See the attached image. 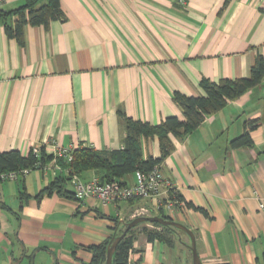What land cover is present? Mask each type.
<instances>
[{
  "label": "crops",
  "instance_id": "1",
  "mask_svg": "<svg viewBox=\"0 0 264 264\" xmlns=\"http://www.w3.org/2000/svg\"><path fill=\"white\" fill-rule=\"evenodd\" d=\"M25 1L0 0V8ZM61 10L64 20L48 29L26 26L23 44L0 23L1 153L27 158L51 142L120 150L126 132L118 112L153 126L182 120L174 92L201 96L202 79L247 78L264 57V0H61ZM251 121V147L232 148ZM171 141L159 164L181 197L171 211L159 208L161 198L79 200L65 171L0 182V264H89L90 246L124 223L162 215L193 232L202 264H264V80ZM142 153L160 156L156 136L142 141ZM78 176L99 178L93 170ZM59 178H69L63 189L74 198H36ZM116 181L133 185L135 172ZM151 227L135 228L129 264H192L186 234L175 232L169 247L146 240L143 228Z\"/></svg>",
  "mask_w": 264,
  "mask_h": 264
},
{
  "label": "trees",
  "instance_id": "2",
  "mask_svg": "<svg viewBox=\"0 0 264 264\" xmlns=\"http://www.w3.org/2000/svg\"><path fill=\"white\" fill-rule=\"evenodd\" d=\"M41 0H26L25 3L13 10L0 8V23L9 38L15 39L19 44L24 43V28L26 26L43 27L48 29L53 21L64 20L61 10V0H46L39 5ZM264 80V57L258 55L250 69L249 77L239 79H221L213 82L208 79L200 81L203 95L198 97L186 96L180 92H174L173 99L182 111L183 119L171 116L160 124L153 126L145 122L135 121L118 112L124 120L126 137L122 149L110 152L95 151L89 146L80 145L73 151V158L69 163L63 161L60 164L72 174H81L85 171L98 172L101 182L120 180L123 176L136 171L148 172L155 165H159L170 154L174 146L171 137L182 138L190 134L202 124L206 117L220 111L229 101H233L249 90L257 87ZM246 128L242 135L231 141L232 148L251 147L250 131L254 128V122H246ZM156 136L160 146V156L143 158L142 141ZM46 158L42 157V160ZM32 153L27 158L21 156L18 151L0 152V173L24 168H30L35 163ZM69 178H59L42 190L36 198L43 195H51L57 192L59 195L74 198L72 193L63 189L64 183ZM123 184L122 182H119ZM172 193V192H171ZM176 194V198L181 197ZM134 200V199H133ZM201 212L204 210L199 209ZM162 217H165L162 215ZM151 229L143 228L146 240L153 242L158 240L171 247L172 235L182 232L170 227H163L152 223ZM137 226L128 230L125 237L117 245L112 257V264H129V253L132 250ZM126 229V224L110 239L97 246H90L92 259L89 264H104L107 247L113 242L114 237L120 236ZM184 233V232H182ZM185 234V233H184Z\"/></svg>",
  "mask_w": 264,
  "mask_h": 264
},
{
  "label": "built area",
  "instance_id": "3",
  "mask_svg": "<svg viewBox=\"0 0 264 264\" xmlns=\"http://www.w3.org/2000/svg\"><path fill=\"white\" fill-rule=\"evenodd\" d=\"M74 150L75 148H64L55 142L44 146H35L32 148V154L36 159L33 166L2 172L0 173V182L15 181L19 177H25L32 170L65 171L69 175L74 195L79 200L96 198L103 206H107L111 203L133 199L161 198L159 208L167 211H171L173 207L181 203L180 199L176 198V194H173L176 192L169 181L162 177L159 165H155L148 172L136 171V182L133 185L121 184L117 181L101 182L97 177L84 181L77 174H72L69 170L64 169L60 164L61 161L69 163L73 158ZM42 157L46 159L42 160ZM260 208H263V204H260ZM144 213L145 211L142 209L139 215H145Z\"/></svg>",
  "mask_w": 264,
  "mask_h": 264
},
{
  "label": "water",
  "instance_id": "4",
  "mask_svg": "<svg viewBox=\"0 0 264 264\" xmlns=\"http://www.w3.org/2000/svg\"><path fill=\"white\" fill-rule=\"evenodd\" d=\"M142 223H151V224L155 223L163 227H170V228L184 232L190 240L189 249L192 254V264H202L198 256L197 250H196V242H195V236L193 232L189 230L186 226L180 223L174 222L168 218H164L162 216H137L131 221L127 222L125 231L120 236L114 237L113 242H111L110 245L107 247L106 259H105L104 264H112V257L115 252V249L117 245L119 244V242L125 237L126 232Z\"/></svg>",
  "mask_w": 264,
  "mask_h": 264
},
{
  "label": "rangeland",
  "instance_id": "5",
  "mask_svg": "<svg viewBox=\"0 0 264 264\" xmlns=\"http://www.w3.org/2000/svg\"><path fill=\"white\" fill-rule=\"evenodd\" d=\"M152 226V225H151ZM152 228V227H151ZM136 230H138V229H136ZM184 235V234H183ZM175 252V254H176V250L174 251Z\"/></svg>",
  "mask_w": 264,
  "mask_h": 264
}]
</instances>
